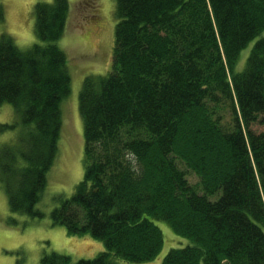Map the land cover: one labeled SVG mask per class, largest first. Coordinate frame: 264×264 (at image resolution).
I'll return each instance as SVG.
<instances>
[{
  "label": "trees",
  "instance_id": "16d2710c",
  "mask_svg": "<svg viewBox=\"0 0 264 264\" xmlns=\"http://www.w3.org/2000/svg\"><path fill=\"white\" fill-rule=\"evenodd\" d=\"M68 8L37 2L39 42L26 50L0 35V105L18 118L0 129H22L0 146V182L10 211L30 217L43 215L35 204L70 90L55 43ZM115 15L111 67L85 77L78 93L83 175L50 212L68 235L105 248L73 264L154 261L163 245L156 221L189 240L159 264H264V131L251 127L264 123V0H115ZM70 263L56 252L41 258Z\"/></svg>",
  "mask_w": 264,
  "mask_h": 264
},
{
  "label": "rangeland",
  "instance_id": "374dc122",
  "mask_svg": "<svg viewBox=\"0 0 264 264\" xmlns=\"http://www.w3.org/2000/svg\"><path fill=\"white\" fill-rule=\"evenodd\" d=\"M52 0H0L3 20L0 35L8 34L21 49L39 42L34 32V5ZM69 8L62 36L55 41L63 51L70 76V90L60 102L61 126L57 153L46 173V184L35 204L43 215L30 217L12 212L3 184L0 182V264H41V258L52 252L67 254L71 263L81 258H92L105 250L101 241L89 235H68L61 225L53 224L51 210L58 205L59 195L69 196L83 175V121L78 110V93L87 76L104 75L111 67L114 42L115 0H67ZM253 42L240 50L235 71H242ZM225 118L228 111L223 113ZM18 121L13 107L0 105V124ZM256 132L264 131V123L253 124ZM16 128L0 129V146L17 141L21 132ZM180 167L184 168L182 164ZM187 179L201 191L198 178L187 173ZM163 235V245L154 261L140 264H159L171 247H181L189 240L173 233L163 221H156ZM120 264L126 263L113 257Z\"/></svg>",
  "mask_w": 264,
  "mask_h": 264
}]
</instances>
